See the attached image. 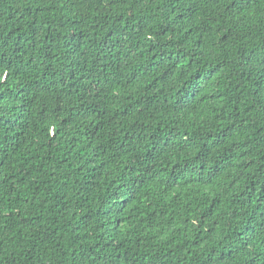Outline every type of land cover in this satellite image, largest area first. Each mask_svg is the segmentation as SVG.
<instances>
[{
    "label": "trees",
    "instance_id": "obj_1",
    "mask_svg": "<svg viewBox=\"0 0 264 264\" xmlns=\"http://www.w3.org/2000/svg\"><path fill=\"white\" fill-rule=\"evenodd\" d=\"M0 264H264V0H0Z\"/></svg>",
    "mask_w": 264,
    "mask_h": 264
}]
</instances>
